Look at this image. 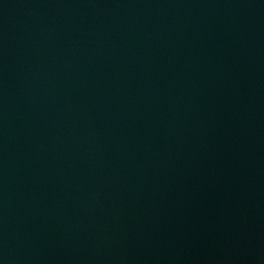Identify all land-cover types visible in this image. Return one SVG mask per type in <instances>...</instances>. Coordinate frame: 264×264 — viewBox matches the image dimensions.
<instances>
[{
  "label": "water",
  "instance_id": "95a60500",
  "mask_svg": "<svg viewBox=\"0 0 264 264\" xmlns=\"http://www.w3.org/2000/svg\"><path fill=\"white\" fill-rule=\"evenodd\" d=\"M0 264H264V0H0Z\"/></svg>",
  "mask_w": 264,
  "mask_h": 264
}]
</instances>
